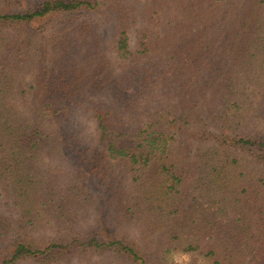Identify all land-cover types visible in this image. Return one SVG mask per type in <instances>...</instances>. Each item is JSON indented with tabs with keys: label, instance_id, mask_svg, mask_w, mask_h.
Returning a JSON list of instances; mask_svg holds the SVG:
<instances>
[{
	"label": "trees",
	"instance_id": "trees-1",
	"mask_svg": "<svg viewBox=\"0 0 264 264\" xmlns=\"http://www.w3.org/2000/svg\"><path fill=\"white\" fill-rule=\"evenodd\" d=\"M264 264V0H0V264Z\"/></svg>",
	"mask_w": 264,
	"mask_h": 264
},
{
	"label": "rangeland",
	"instance_id": "rangeland-1",
	"mask_svg": "<svg viewBox=\"0 0 264 264\" xmlns=\"http://www.w3.org/2000/svg\"><path fill=\"white\" fill-rule=\"evenodd\" d=\"M174 263L175 264H186L189 261V258L187 256H174Z\"/></svg>",
	"mask_w": 264,
	"mask_h": 264
}]
</instances>
